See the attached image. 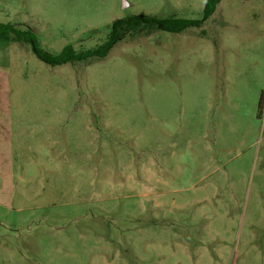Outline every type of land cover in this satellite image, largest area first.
Instances as JSON below:
<instances>
[{"label": "rangeland", "instance_id": "1", "mask_svg": "<svg viewBox=\"0 0 264 264\" xmlns=\"http://www.w3.org/2000/svg\"><path fill=\"white\" fill-rule=\"evenodd\" d=\"M127 1L0 0V22L57 55L207 2ZM0 264H264V0L73 65L0 40Z\"/></svg>", "mask_w": 264, "mask_h": 264}, {"label": "trees", "instance_id": "2", "mask_svg": "<svg viewBox=\"0 0 264 264\" xmlns=\"http://www.w3.org/2000/svg\"><path fill=\"white\" fill-rule=\"evenodd\" d=\"M220 2L221 0H207L202 19L160 18L155 15H134L118 19L108 28L105 41L88 50L77 51L73 45H67L60 54L45 53L40 49L37 34L32 28L13 23L0 22V40L31 45L38 58L53 67L73 65L106 58L110 51L127 37L151 36L157 32L180 34L191 28H199L214 14ZM260 109H263L262 102Z\"/></svg>", "mask_w": 264, "mask_h": 264}, {"label": "water", "instance_id": "3", "mask_svg": "<svg viewBox=\"0 0 264 264\" xmlns=\"http://www.w3.org/2000/svg\"><path fill=\"white\" fill-rule=\"evenodd\" d=\"M128 6H129L128 1H127V0H124V5H123V7L126 8V7H128Z\"/></svg>", "mask_w": 264, "mask_h": 264}]
</instances>
